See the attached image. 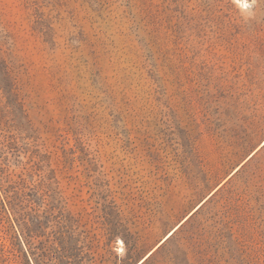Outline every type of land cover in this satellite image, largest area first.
<instances>
[{
    "label": "rangeland",
    "instance_id": "1",
    "mask_svg": "<svg viewBox=\"0 0 264 264\" xmlns=\"http://www.w3.org/2000/svg\"><path fill=\"white\" fill-rule=\"evenodd\" d=\"M140 260L264 264V0H0V264Z\"/></svg>",
    "mask_w": 264,
    "mask_h": 264
},
{
    "label": "bare ground",
    "instance_id": "2",
    "mask_svg": "<svg viewBox=\"0 0 264 264\" xmlns=\"http://www.w3.org/2000/svg\"><path fill=\"white\" fill-rule=\"evenodd\" d=\"M169 234H170V232H169ZM169 234H168V235H169ZM141 261H142V260H140L137 264H139Z\"/></svg>",
    "mask_w": 264,
    "mask_h": 264
},
{
    "label": "water",
    "instance_id": "3",
    "mask_svg": "<svg viewBox=\"0 0 264 264\" xmlns=\"http://www.w3.org/2000/svg\"><path fill=\"white\" fill-rule=\"evenodd\" d=\"M170 234H171V233H170ZM170 234H169V235H170ZM169 235H168V236H169ZM168 236H167V237H168ZM140 263H141V262H140ZM140 263H139V264H140Z\"/></svg>",
    "mask_w": 264,
    "mask_h": 264
}]
</instances>
